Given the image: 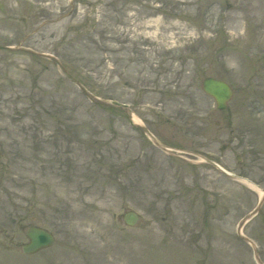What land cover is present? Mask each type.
<instances>
[{
    "label": "rangeland",
    "instance_id": "obj_1",
    "mask_svg": "<svg viewBox=\"0 0 264 264\" xmlns=\"http://www.w3.org/2000/svg\"><path fill=\"white\" fill-rule=\"evenodd\" d=\"M205 158L264 188V0H0V264L264 262L259 192Z\"/></svg>",
    "mask_w": 264,
    "mask_h": 264
},
{
    "label": "water",
    "instance_id": "obj_2",
    "mask_svg": "<svg viewBox=\"0 0 264 264\" xmlns=\"http://www.w3.org/2000/svg\"><path fill=\"white\" fill-rule=\"evenodd\" d=\"M203 89L206 93L211 95L215 101L217 108L223 110L227 107L228 101L231 99L233 95V88L226 81L214 78L212 76H207L203 79ZM95 100L100 103H111L114 105H120L125 107L126 104L120 103L117 100H107L95 97L90 94ZM207 161L213 163L210 159H206ZM237 177V175H233ZM244 178V177H240ZM251 182V181H249ZM124 221L127 225L133 226L139 220V213L135 210H129L124 214ZM26 236L28 238L27 242L22 244V251L25 254H34L44 248L50 247L55 242V235L52 231L47 228L40 227L38 225H30L26 229Z\"/></svg>",
    "mask_w": 264,
    "mask_h": 264
},
{
    "label": "bare ground",
    "instance_id": "obj_3",
    "mask_svg": "<svg viewBox=\"0 0 264 264\" xmlns=\"http://www.w3.org/2000/svg\"><path fill=\"white\" fill-rule=\"evenodd\" d=\"M134 120H136V119H134ZM251 188H253V189H255L256 191H258L260 194H262L261 193V191L259 190V188H257V186H255V185H251L250 183H248L247 181H245ZM239 232H240V234L241 233H244L243 232V229L241 230V227L239 228ZM240 234H239V236H240ZM254 246V245H253ZM255 247V246H254ZM117 256H116V259L118 260V262H119V264H125V262L127 261H131V260H133V262H135L136 264H138V262H139V260H140V258H138V254L136 253V255H137V257H135V255H134V251H128V249L126 250V251H120V252H118L117 254H116ZM113 257V256H112ZM134 258V259H132V258ZM114 258V257H113ZM110 261H114V259H111Z\"/></svg>",
    "mask_w": 264,
    "mask_h": 264
}]
</instances>
